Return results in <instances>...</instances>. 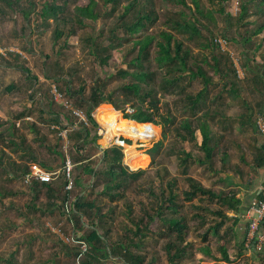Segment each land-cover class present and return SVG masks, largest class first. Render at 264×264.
I'll use <instances>...</instances> for the list:
<instances>
[{
	"label": "trees",
	"instance_id": "obj_1",
	"mask_svg": "<svg viewBox=\"0 0 264 264\" xmlns=\"http://www.w3.org/2000/svg\"><path fill=\"white\" fill-rule=\"evenodd\" d=\"M20 1L0 0L8 7H12L13 3ZM117 1L105 0V2L114 3ZM167 1L175 3L179 9L176 13L166 11L164 14L165 21L161 23L159 22V13L155 11L153 0H133L124 6L120 14L116 6L110 9L105 7L106 16L114 19L115 23L107 33L110 42L106 45L102 44L104 31L99 34L90 33L89 37L86 36L82 39V50L93 55L104 69L109 67V61L113 59L114 51H122L123 63L127 64V68L121 69L118 76L126 78L128 81L124 82L120 88L113 89L112 93L108 91L106 83L110 79V75L104 74L101 78L103 82H100L99 79L94 81L89 90L86 86H79L72 92L69 90L70 81L67 82V94L73 98L78 97L76 105L88 107L86 114L88 126L80 122L76 116V120L79 121L78 124L70 123L68 118L61 120L59 115L54 113L48 114L50 116L47 115L50 123L56 124L62 131H68L69 136H71L69 139L72 140L70 144L72 143L71 145L78 155H83V152L79 150L81 144L95 146L97 141L107 134H110L109 144H104L101 141L104 146H109L116 137H121L118 142L124 145V150L122 147L115 146L103 151L98 161V169L91 163V159L74 164L72 169L73 190L71 191L67 190L69 185V179L65 172L67 161H65L64 171L55 180L43 183L33 179L27 185L37 199L40 198L39 195L43 191H46L49 197H53L60 189L64 193L62 204L53 203L49 211L51 213L60 211L75 225V229L78 227L83 231L84 228H87V233L80 237L76 236V241L79 243L78 256L87 257V261L83 264H100L113 258L117 259L116 263L118 264H145V257L137 254L136 251L144 250L160 235H167L169 238L164 248L169 264H185L195 261L197 254L206 257L201 260V264H213L206 262L207 259H211L214 264H240L243 257L250 251L255 254L256 262L264 264V248L261 252L256 251L254 247L248 250L246 240L240 241L237 229L243 215V201L239 197V191L233 190V187L238 184L229 174L231 168H234V166L229 165L231 156L228 151L229 141L226 135L216 133L211 123V120L217 116H221L219 120L223 123L228 120V117L225 111L218 115V110L212 109L210 106L209 88L214 78L209 75L205 66L210 67L221 78L227 76L228 72L221 68V58L216 54L213 55V60H209L207 56L201 54L196 56L189 45L190 41H194L203 35L201 32L203 23L199 17L213 19V11L207 10L203 0H190L191 6H189L188 0ZM229 1L212 0L213 5L221 6H225ZM68 3V0H46L39 13L42 23L50 24L49 21L52 19L58 26L54 31L55 43L63 36L66 43L67 39L77 32L73 26L84 28L87 27L89 21L96 22L103 17L98 0H78L72 10L73 13L65 11ZM35 10L36 4L31 3L24 13L29 18ZM187 10L192 11V14H189ZM249 14L255 15L257 26L251 32L247 30L242 39L247 47L258 51L262 45L253 43V39L264 33V0H241L239 16L233 23L231 17L227 18L231 21L229 25L241 26L250 19ZM158 22L163 29L155 32L154 29H156ZM246 23L250 29L254 26L253 23ZM212 40L210 43L202 44V47L207 49L221 47L219 39ZM7 52L15 56L21 54L10 49ZM229 63L231 62L229 61ZM13 66L11 65V67ZM15 66L22 68L29 74L28 69L19 65ZM230 69L235 71L233 65H230ZM108 71L111 72L109 68ZM27 77L30 81L36 79V76L31 77L30 74ZM262 77H264V72H261L260 82H262L261 79L264 81ZM159 78L160 80H158ZM198 79L201 80L204 87L197 93L190 92L187 86L180 84L181 80L190 84ZM224 87H226V83ZM10 89L12 90L13 86L8 87V90ZM57 90L63 97L61 88H57ZM229 92L235 98L239 90L233 87L230 88ZM52 94V97L55 96L54 93ZM120 95L123 97L121 98ZM167 95H178L179 100L184 104V109L191 111V116L178 120V117L172 113L165 114L161 108ZM49 104L52 105L50 102ZM129 108L133 112L129 113ZM200 112L202 113L200 114ZM243 114H240L237 120L241 126V132L244 131L242 127L252 124L254 133L264 135L259 124V119H264V116H259L255 121L249 116L246 123H242L240 120L244 117ZM223 118H225L224 121ZM131 121L136 122L137 126L122 132L127 122ZM173 124H176V137L181 144L180 149L176 152L178 154L176 167L182 169L181 175L184 177L187 186L182 192V205L178 204L180 197L176 191L177 178L166 179L169 176V171L167 168H160L155 176L162 189V201L158 207L144 210L140 219L132 218L133 209L128 207L125 216L129 218L134 228L124 225L129 235L120 238L114 244H110L111 231L107 228L110 227L115 217V208H111L102 214L103 209L96 206L95 201H89V196L95 194L94 190L101 187L100 198L107 197L112 203L124 199L127 185L129 186L133 180H137L148 172L150 158L152 159L151 165H154L156 156L163 150L164 146L163 141H159L153 145H142L138 150V144H146L157 139V131L163 132L166 127ZM16 129L21 130L17 127ZM29 130L40 134L35 123L29 124ZM93 131H95L94 134H92ZM11 135L13 136V134ZM163 136L165 139L167 138L166 133H163ZM61 138L63 139V137ZM128 139L133 141V144ZM19 141L25 145L26 139L22 135ZM222 142L226 147L225 150L220 147ZM0 143L8 149L12 148L15 152L18 150V146L12 138L9 140V144L4 138ZM253 143V147L256 149L253 169L258 172L264 168V144H260L258 141H253ZM191 145L192 148H190ZM239 147H241V143H239ZM124 153L126 166L124 165ZM217 155L222 156V168L219 169L216 165ZM2 156H5V150H0V165L3 161ZM32 161L35 162L36 159L34 158ZM33 165H37L43 170L48 169L39 164H31L21 176L24 183H26V176L31 173ZM192 166L208 170L212 175L218 177V181L224 187L218 189L215 186H206L192 175L190 170ZM75 168L77 171H81L80 175H75ZM83 175L90 178L91 186L89 183V188H83L80 185V179ZM12 177L11 174L8 175V178ZM78 187L83 190L72 199L73 191ZM151 196L157 197L153 191H151ZM257 199L260 200L261 196L259 195ZM196 202L199 204L196 205ZM67 204H70V213L67 212ZM185 204H189L193 208L192 216H188L182 211ZM213 205H216L217 208L214 209ZM84 218L88 219V226L82 222ZM190 222H195V229H203L205 225L210 224L206 234L200 237L205 245L199 249H196L187 240L193 230ZM161 224L163 227H167V230L158 229L157 227H161ZM261 227L264 229V224ZM211 238L220 241V257L215 256L211 250L209 245ZM230 239L233 240L232 244L237 249L235 259L229 252ZM207 243L208 245H206ZM84 246L86 251L82 250Z\"/></svg>",
	"mask_w": 264,
	"mask_h": 264
},
{
	"label": "rangeland",
	"instance_id": "obj_2",
	"mask_svg": "<svg viewBox=\"0 0 264 264\" xmlns=\"http://www.w3.org/2000/svg\"><path fill=\"white\" fill-rule=\"evenodd\" d=\"M45 1L21 0L19 3H13L12 7L0 2V141L4 138L9 144V140L12 138L18 146V150L15 152L12 148L8 149L0 143V150H5V156H2L3 161L0 165V264H83V262H86V256H78L79 243L76 241V236L80 237L87 233V228L81 231L77 227V231L75 225L64 217L60 211L57 210L54 213L49 211L53 203L62 204L64 193L60 191L61 189L53 197H49L46 191H43L39 195L40 198L37 199L31 193L27 183L22 181L21 176L26 168L33 163L48 168L46 169L47 172L58 175L64 171L65 161H70L74 165L91 159V163L98 169V161L103 153L102 151L122 145L118 142L121 138L119 137L115 138L109 146H104L101 141L104 144H109L110 134H107L101 140H98L95 146L81 144L79 150L83 152V155H78L76 150L73 149L72 143L70 144L72 140L68 139L71 137L68 131H62L56 124L50 123L48 121L50 115L48 114L54 113L59 115L61 120L68 118L70 123L78 124L79 121H83L75 115V112H79L87 120L88 107L77 106L78 97L73 98L67 94L66 84L68 81L71 84L69 90L72 92L79 86H86L89 90L94 81L99 79L100 82H103L101 80L103 75H110V79L106 83L107 89L111 93L113 89L120 88L124 82L128 81V79L118 76L121 69L127 68V64L123 63L122 51H114V57L109 61V67L104 69L93 55L82 50V39L86 36L89 37L90 33L99 34L104 31L102 44H108L110 39L107 38V33L115 23L114 19L106 16L105 7L110 9L116 6L120 14L124 6L133 0H118L116 3L98 0L103 17L96 22L88 20L89 24L84 28L73 26V29L77 32L70 36L66 43L64 36L55 43L54 31L58 26L54 23V20L51 19L50 24L42 23L39 13ZM77 1L68 0L69 3L65 11L73 13L72 10ZM188 2L191 6V1L188 0ZM203 2L207 6V10L213 11V19L199 17L203 23L201 26L203 35L194 41H190L189 45L196 56L201 54L207 56L209 60H213V55L216 54L221 58V68L228 72L227 76L221 78L210 67L205 66L209 75L214 78L209 88L210 106L212 109L218 110V115L225 111L228 117V120L223 123L219 120L221 116H217L211 120V123L216 133L226 135L229 141L228 151L231 155L229 165L234 166L229 174L238 184L233 187V190L239 191V197L244 195L245 197L251 195L254 197L255 189L259 188L264 181V168L258 172L253 169L256 155L253 141L264 144V135L254 133L252 124L242 127L244 131L241 132V126L237 120L242 113H244V117L240 120L242 123H246L249 116L253 121L257 120L259 116H264V81L263 79H261L262 82L259 81L261 72H264V33L253 39V43L262 45L258 51L247 47L242 38L247 30L251 32L256 29L257 18L255 15L249 14L250 19L246 21L254 24L251 29L247 27L246 22L241 26L229 25L231 21L227 18L231 17L233 23L239 16L241 0H230L225 6L213 5L212 0H203ZM31 3L36 4V10L27 18L24 11L30 7ZM153 4L156 8L155 11L160 15V23L165 21L164 14L166 11L176 13L179 9L178 5L167 0H153ZM187 12L192 14L190 10H187ZM132 16L133 12L130 17L132 18ZM159 22L156 24L155 32L163 29ZM212 39H221V47L213 49L202 47V44L210 43L213 41ZM9 49L16 50L21 54L19 56L8 54L7 50ZM222 56L224 57L222 58ZM11 65L14 66L11 67ZM15 65L28 69L30 76H36V79L30 81L27 77L29 74ZM230 65H233L236 72L230 69ZM108 68L112 73L108 71ZM225 83L226 87H224ZM180 84L181 86H187L190 92L195 93L204 87L200 79L190 84L181 80ZM10 86H13L12 90H8ZM56 87L61 88L63 97L61 95L59 97ZM223 87L225 91L222 90ZM233 87L239 90L235 98L229 92L230 88ZM52 93L56 96L52 97ZM57 96L59 102L56 101ZM120 97L123 96L120 95ZM161 109L165 114L172 113L177 116L178 120L191 116V111L184 109V104L179 100L178 95H167ZM128 112L131 113L133 110L129 108ZM75 116L79 121L76 120ZM224 120L225 118H223ZM31 123H35L40 134L29 130V124ZM259 123L264 126V119H259ZM16 127L21 130L18 131ZM175 128L176 124H173L166 127L163 132L159 130V132L157 131V139L146 144H138V150L142 145H153L159 141H163L164 146L163 150L156 156L154 165H151L152 159L147 155L150 158L148 166L150 169L137 180H133L129 186L127 185L124 199L112 203L107 197L100 198L101 187L94 190L95 194L89 196V201H95L96 206L103 209L102 214H105L111 208H115V217L110 227L107 228L111 231L110 244H114L120 238L129 235L124 225L134 228L129 218L125 216L128 207L133 209L132 218L140 219L144 214V210L156 208L162 201V189L159 180L157 181L155 176L160 168H167L169 171V176L166 179L177 178L176 191L180 197L178 204L182 205V192L187 186L184 177L181 175L182 169L176 167V164H178L176 158L178 154L176 152L180 149L181 144L176 137ZM65 132H67L66 139H62L60 135ZM163 133L167 134L166 139ZM22 135L26 139L25 145H22L19 141ZM129 141L133 144V141ZM239 143H241V147H239ZM220 147L222 150L226 149L223 142ZM190 148H192V145ZM221 157V155L216 157L218 169L222 168ZM34 158L36 159L35 162L32 161ZM124 165L126 166L125 153ZM237 169L238 171H236ZM75 170V175L81 174V171H77L76 168ZM190 170L192 175L206 186H215L218 189L224 187L218 181V177L212 175L208 170L198 169L195 166H192ZM9 174L13 177L8 178ZM80 180V185L83 188H89L90 178L88 176L83 175ZM82 190L80 187L74 189L72 199L75 195L80 194ZM151 191L157 197L151 196ZM197 204L199 203L196 202ZM212 207L217 208L216 205ZM182 211L188 216H192L194 213L189 204H185ZM231 216L234 215L231 214ZM248 216V214L245 217L241 216V221H246ZM82 222L88 226V219L84 218ZM190 224L193 230L187 240L196 249H199L205 245L200 237L206 234L210 224L205 225L203 229H195V222H190ZM157 228L167 230V227H163L162 224L161 227ZM77 232H80V234H77ZM249 233L250 227L246 244L250 240ZM168 239L167 235H160L144 250H137L136 253L145 257V264H169L164 249ZM232 242L233 240L230 239L229 252L232 258L235 259L237 249ZM209 243L213 254L220 257V241L211 238ZM82 250L86 251V247L84 246ZM254 255L253 252L247 253L240 264H259L256 262ZM203 258L206 257L197 254L195 261L185 264H201ZM116 261L117 259L113 258L100 264H118ZM206 262L214 264L211 259H207Z\"/></svg>",
	"mask_w": 264,
	"mask_h": 264
},
{
	"label": "built area",
	"instance_id": "obj_3",
	"mask_svg": "<svg viewBox=\"0 0 264 264\" xmlns=\"http://www.w3.org/2000/svg\"><path fill=\"white\" fill-rule=\"evenodd\" d=\"M219 42L221 43V39H219ZM222 44V43H221ZM56 91L57 88H56ZM56 96V94H55ZM59 97L60 94H59ZM59 98L57 96L56 101H58ZM59 102V101H58ZM75 115L78 116L80 119H82L83 123H85L88 126L87 120L83 117L82 114L79 112H75ZM260 124V123H259ZM261 129L264 127L260 124ZM264 131V128L262 129ZM66 133L61 134V137L66 139ZM31 170V173L26 176V183L30 184L33 179H36L38 181H41L43 183H49L53 180H55L59 175L56 173H50L46 170L41 169L37 165H33ZM72 169L73 165L71 162L66 163L65 172L66 176L69 179V185L67 187V190L71 191L73 189V179H72ZM259 195L261 196V199H256L255 202L252 205V208L248 212L249 217V227H250V233L246 248L250 250L251 247H254L256 251L261 252L264 248V229H261L262 224H264V181L260 185ZM67 212L70 213L71 209L69 208L70 204H67ZM253 243V244H252ZM251 252V251H250Z\"/></svg>",
	"mask_w": 264,
	"mask_h": 264
},
{
	"label": "crops",
	"instance_id": "obj_4",
	"mask_svg": "<svg viewBox=\"0 0 264 264\" xmlns=\"http://www.w3.org/2000/svg\"><path fill=\"white\" fill-rule=\"evenodd\" d=\"M123 146L124 145H120V147L124 148ZM103 151H105V150H103ZM259 190H260V187L255 189L256 192L254 194V197H252V195L251 196H246V197H245V195L244 196H240V198L243 201V208H242L243 209V211H242V214H243L242 216L243 217H245L246 214H248V212L252 208L253 203L255 202L257 197L259 196ZM246 218H247L246 221L244 220V221H241L239 223L240 224L238 226L239 229H237V232H238V235H239V238H240L241 242H243L244 240H247V238H248L249 217H246Z\"/></svg>",
	"mask_w": 264,
	"mask_h": 264
},
{
	"label": "bare ground",
	"instance_id": "obj_5",
	"mask_svg": "<svg viewBox=\"0 0 264 264\" xmlns=\"http://www.w3.org/2000/svg\"><path fill=\"white\" fill-rule=\"evenodd\" d=\"M7 46V45H6ZM135 126H137V123L136 122H127L126 126L123 128L122 132H125L127 131L128 129H132L134 128ZM117 138V137H116ZM69 139V138H68ZM235 151V150H234ZM262 169V168H261Z\"/></svg>",
	"mask_w": 264,
	"mask_h": 264
}]
</instances>
